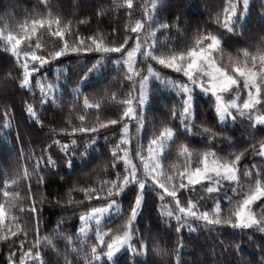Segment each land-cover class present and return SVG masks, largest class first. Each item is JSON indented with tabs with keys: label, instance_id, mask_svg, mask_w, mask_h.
Wrapping results in <instances>:
<instances>
[{
	"label": "snow or ice",
	"instance_id": "snow-or-ice-1",
	"mask_svg": "<svg viewBox=\"0 0 264 264\" xmlns=\"http://www.w3.org/2000/svg\"><path fill=\"white\" fill-rule=\"evenodd\" d=\"M201 2L208 22L195 30L185 19L184 0H74L80 15L73 20L51 0H39L46 14L31 15L15 34L0 31L4 128H11L20 96L30 135L45 137L39 154L21 147L15 170L0 173L4 264H80L81 259L83 264H207L188 255L202 230L216 234L222 256L231 255L216 264H264V0H213L212 7ZM112 11L121 18L127 13L128 22L123 31L117 22L105 34L101 25ZM230 45L242 46L229 53ZM73 61L83 65L75 80ZM53 65L57 83L45 84ZM113 71L118 75L109 80ZM86 87L97 99L85 94ZM36 89L39 106L52 112L49 123L56 124L47 132L36 104L28 102L37 99ZM161 89L174 99L163 104L165 119L157 125L148 113L163 103L156 99ZM65 95L72 97L67 121L60 116ZM72 113H79L78 124ZM192 137H200L198 147ZM15 140L19 135L11 141L13 149ZM100 158L111 161L103 169L108 178L88 186L78 177L70 183L77 160L87 168ZM60 160L67 170L61 177L68 186L66 203L79 225L69 233L61 220L42 235L46 201L37 206L33 199L27 209L21 207L17 189L27 181L31 194L34 178L38 187H47L60 174ZM100 171L96 165L91 174ZM76 193L83 198L76 199ZM64 202L59 196L52 206ZM149 205L163 228L140 227L142 219H150L145 217ZM24 217L29 223H22ZM234 236L239 243L232 247ZM58 241H64L63 250ZM246 243L256 248L259 260L244 258Z\"/></svg>",
	"mask_w": 264,
	"mask_h": 264
},
{
	"label": "trees",
	"instance_id": "trees-1",
	"mask_svg": "<svg viewBox=\"0 0 264 264\" xmlns=\"http://www.w3.org/2000/svg\"><path fill=\"white\" fill-rule=\"evenodd\" d=\"M112 0H106V4H111ZM142 0H137V3H141ZM39 0H0V31H3L5 35H7L10 31L15 34V30L19 29V25L24 23L27 18H29L31 15H35L38 13L46 14L47 10L41 9L38 7ZM52 5L55 8L60 9V14L65 17L66 20H73L74 15L79 16L80 11L73 9L72 4L74 3V0H51ZM209 7L214 6L213 0H208ZM185 5V19L190 20L193 25V30H195L196 24L203 25L204 23L208 22V13L207 10L204 7V4L201 2V0H184ZM137 18H139L137 16ZM117 22H119V26L121 30L123 31V26L126 24L127 21V13H124V16L121 18L118 16L116 11H112L111 17L105 19V23L101 25V27L104 29L105 34H109L112 32V29L117 27ZM97 25L95 23L92 24V28L96 29ZM73 30L76 28L75 22L72 24ZM163 40L164 38L161 37ZM134 43V41H133ZM49 46H51V42L49 41ZM242 45H230L229 48L226 50L227 52H235L236 47H239ZM3 49L0 47V52H2ZM225 62H227V56H225ZM67 63V62H66ZM157 70H159L160 66L155 65ZM56 65H53L52 69L49 71V80H55L54 73L56 72ZM83 70L82 64H76L75 61H73L71 66V72L73 75V79H77V75ZM166 73H170V70L164 69L163 70ZM118 74L113 71L112 76L108 77L109 80L112 79V77L117 76ZM175 76L176 74H172ZM154 84L158 85V81L153 80ZM105 84H107V81H105ZM113 90H116V88L119 87L117 81H113V84L111 85ZM98 88H102L101 85H97ZM67 92L71 93V85L68 86ZM160 95L156 97L157 101H162L163 103H157L152 105V111L148 113V119L149 121H155L157 125H159L160 121L165 119L162 112L167 111V109H164L163 104L173 101L174 99V93L161 89ZM85 94H89L92 96V99H97V96L95 95V90L93 88H85ZM29 96H31V93H29ZM36 100H28L30 103H34L37 106V111L41 115V117L45 121V131L47 132L48 129L52 127H56L55 123H49L53 119L52 112H45L43 109L39 106V92L36 90ZM82 98L78 102L82 107ZM15 103H16V112H15V119L11 122V128L5 129L4 128V118L3 113L4 109L0 107V173H3L4 171H14L15 170V159L16 156L20 150L21 147L25 149V151H29L32 148H35L37 150V153L39 154V149L41 146V143L44 141L45 137L43 135H40L36 133L35 131L31 132V135L29 133V128L26 125L25 118L23 114L20 111L21 107V97L17 96L15 97ZM206 107V106H205ZM72 109V97L70 95H65L64 97V111L63 113H60V116H62L64 121H67L70 119L69 113ZM79 113H72L71 118L74 123L78 124L79 121L75 119V117ZM106 116L111 117L112 112L108 111L105 113ZM207 112H205V116H207ZM96 116L95 111H93L89 115V123L92 124L95 122ZM60 122V119L57 118V123ZM149 133L152 131V123L148 124ZM59 131V129H57ZM135 132V129H132V132ZM133 132V133H134ZM19 135L20 140H15V148H12L11 141ZM109 136L112 134L109 133ZM238 135V133H237ZM7 138L9 141L8 144H4V140ZM135 138V133L133 134V139ZM194 141L193 146L198 147L199 145L195 142L200 140V137H192L191 138ZM21 140L23 143H21ZM101 143H104L103 138L100 140ZM147 143V141H145ZM111 148V145H109V149ZM110 155V151L108 153ZM55 158V157H54ZM58 164L61 166V171L58 176H56L54 179H52V182H50L47 187L44 186H37L35 178L32 180V193L29 194L27 192L28 188V182L24 181L22 186L17 189V191L20 192L21 195V207L28 208L30 204L32 203V200L35 199L37 202V206H39V202L41 199H44L46 202L44 204V210L42 213L41 223H40V231L42 235H49L52 233L54 229L57 227L58 221L64 220L63 228L69 232L74 233L75 227L79 225L78 215L73 218V213L70 210V206L67 205L66 200L67 196L66 193L68 192V186L63 184V181L61 180V177H66L67 170L63 168L64 161L60 160L58 161ZM111 164V161H104L103 158H100L96 161L94 164H89L87 168L84 167L83 163L80 160L76 161V172L74 174L68 173V175L72 176V180L70 183L74 182L76 178L78 177L81 186H88L91 184H97L98 181L102 178L106 179L108 178L106 173L103 172V169ZM96 165L100 166L101 171L96 174H91L93 169ZM51 179V178H50ZM64 196L65 202L62 203L59 206H52L57 197ZM76 199H82L83 196L81 193L75 194ZM26 201V202H25ZM51 202V203H49ZM259 211V209H257ZM145 217H150V219H142L140 227H153V230L155 228H163V224H159L157 222V214L154 211L153 207L149 205V207L145 211ZM22 223H29V218L24 217V220ZM174 223V222H173ZM35 221H31L32 227H34ZM226 232H230V229H226ZM184 235L187 237L189 234L185 230ZM94 238V235H93ZM224 236H221L220 239H223ZM228 241H226L227 243ZM91 243V241H89ZM174 243V241H173ZM235 243H239V237L234 236L232 247L235 246ZM195 251L192 252L191 250L188 252V255L192 258H199L203 259L207 262V264H216V261L223 260L224 258L231 259V255L225 254L224 256L221 255L222 252V246L219 244L217 236L215 233H208L206 231H201L199 237L195 240ZM58 246L63 250L65 243L64 241H58ZM8 249V245H4L3 251L6 254ZM213 249H215V254H213ZM242 255L245 259L249 260H259L260 256L256 248L251 244H245L242 249ZM53 260H55V257H53ZM0 264H4V255L0 254ZM61 264H63V261H61ZM80 264H83V260L81 259Z\"/></svg>",
	"mask_w": 264,
	"mask_h": 264
},
{
	"label": "rangeland",
	"instance_id": "rangeland-1",
	"mask_svg": "<svg viewBox=\"0 0 264 264\" xmlns=\"http://www.w3.org/2000/svg\"><path fill=\"white\" fill-rule=\"evenodd\" d=\"M142 59V58H141ZM56 71V70H55ZM54 76H55V80H49V75L47 76V78L45 79V84H55L57 83V72L54 73ZM38 92H39V89H36ZM39 96H40V92H39ZM134 132V131H133ZM132 132V133H133ZM135 133V132H134ZM133 133V134H134ZM134 147V144L132 145Z\"/></svg>",
	"mask_w": 264,
	"mask_h": 264
}]
</instances>
